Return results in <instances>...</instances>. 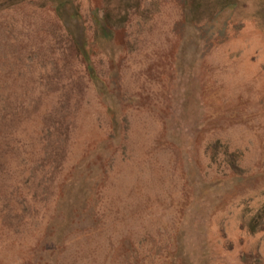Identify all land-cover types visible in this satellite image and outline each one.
<instances>
[{
	"label": "rangeland",
	"instance_id": "rangeland-1",
	"mask_svg": "<svg viewBox=\"0 0 264 264\" xmlns=\"http://www.w3.org/2000/svg\"><path fill=\"white\" fill-rule=\"evenodd\" d=\"M0 264H264V0H0Z\"/></svg>",
	"mask_w": 264,
	"mask_h": 264
}]
</instances>
